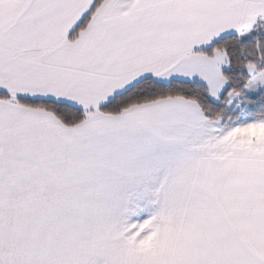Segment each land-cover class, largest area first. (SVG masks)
<instances>
[{"label": "snow or ice", "instance_id": "snow-or-ice-1", "mask_svg": "<svg viewBox=\"0 0 264 264\" xmlns=\"http://www.w3.org/2000/svg\"><path fill=\"white\" fill-rule=\"evenodd\" d=\"M0 264H264V0H0Z\"/></svg>", "mask_w": 264, "mask_h": 264}]
</instances>
